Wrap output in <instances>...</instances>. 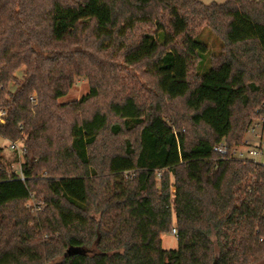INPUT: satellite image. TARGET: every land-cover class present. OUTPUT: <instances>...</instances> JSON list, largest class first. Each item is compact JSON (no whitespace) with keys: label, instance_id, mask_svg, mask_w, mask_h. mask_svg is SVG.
Wrapping results in <instances>:
<instances>
[{"label":"trees","instance_id":"16d2710c","mask_svg":"<svg viewBox=\"0 0 264 264\" xmlns=\"http://www.w3.org/2000/svg\"><path fill=\"white\" fill-rule=\"evenodd\" d=\"M262 117L264 0H0V264H264Z\"/></svg>","mask_w":264,"mask_h":264},{"label":"rangeland","instance_id":"374dc122","mask_svg":"<svg viewBox=\"0 0 264 264\" xmlns=\"http://www.w3.org/2000/svg\"><path fill=\"white\" fill-rule=\"evenodd\" d=\"M200 1L206 5H210L213 3L224 4L227 2V0H200ZM198 39H199V41H201V42L203 41L204 43L207 44V46L209 47L210 55L213 56V55H218L221 53L222 46H223L222 39L220 36L216 35L210 28L205 27ZM209 60L210 59H206V61L204 63L209 64ZM130 71H131V75L133 77L140 76L141 69L134 68V69H130ZM207 71H208V69L203 68L201 66L199 67V73L200 74H204ZM90 90H91V85H90L88 80L77 79L73 89L69 92L68 95L61 98L59 100V102L61 104H64V103H72V102L78 101L81 98H83L84 96H86L88 93H90ZM119 141L124 142V137H121L119 139ZM0 147L6 149L7 152H9V153L12 152L10 150V143L6 139H4L2 136H0ZM22 161H23V156L21 157V162ZM19 167H20V165L16 164L13 166V169L18 170ZM25 204L27 207H33L34 201L29 200ZM42 206H43V204H42ZM162 240H163V248L165 250H177L178 249L177 237L172 235V233L164 235ZM79 264H87V263H79Z\"/></svg>","mask_w":264,"mask_h":264},{"label":"built area","instance_id":"2783aa9c","mask_svg":"<svg viewBox=\"0 0 264 264\" xmlns=\"http://www.w3.org/2000/svg\"><path fill=\"white\" fill-rule=\"evenodd\" d=\"M10 149L24 153V150L17 144H10ZM214 152L223 158L230 155L238 160L250 162L254 166L264 167V117L253 121L240 146L230 151L227 143L221 142L215 145ZM171 233L177 237L176 230Z\"/></svg>","mask_w":264,"mask_h":264}]
</instances>
